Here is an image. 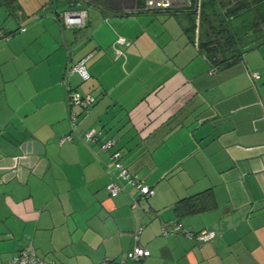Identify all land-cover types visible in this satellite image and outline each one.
Segmentation results:
<instances>
[{"label": "crops", "instance_id": "crops-1", "mask_svg": "<svg viewBox=\"0 0 264 264\" xmlns=\"http://www.w3.org/2000/svg\"><path fill=\"white\" fill-rule=\"evenodd\" d=\"M70 2L0 0V259L117 264L140 227L139 264H264V42L214 69L166 9L91 0L72 28ZM82 58L90 77L66 75ZM71 90L95 98L74 125ZM89 128L97 142L77 135ZM107 138L153 194L109 193ZM175 220L217 234H164Z\"/></svg>", "mask_w": 264, "mask_h": 264}, {"label": "built area", "instance_id": "built-area-1", "mask_svg": "<svg viewBox=\"0 0 264 264\" xmlns=\"http://www.w3.org/2000/svg\"><path fill=\"white\" fill-rule=\"evenodd\" d=\"M91 0H71L70 7L61 10L60 15L62 23L65 27L80 28L84 26L87 18L86 4ZM177 2V0H175ZM185 4H189L190 0H184ZM174 0H145V7L152 9H166L175 6ZM21 30L25 27H20ZM11 34L0 28V40L6 39ZM85 59L82 58L76 63L68 62L65 66V74H71L78 72L83 80H87L90 74L85 65ZM254 77H259V72H253ZM95 98L89 93H81L77 90H71L68 94L67 110L68 118L72 125L76 122L77 114L73 110V105H81L84 109L89 107ZM75 131H69L60 136L59 141L70 140L74 138ZM77 135L87 144H91L98 141V134L94 128L81 130ZM99 149L103 151H109V166L112 172V179L107 183V189L110 194L115 195L119 191L125 189L126 184L134 186L138 192L143 196H149L154 193V189L149 184L138 176L137 173L129 170V168L123 162L124 151L117 146L116 141L113 138H107L99 143ZM137 204V199L133 198L132 205ZM140 227H138L133 234L134 244L123 255L116 259L117 264H139L142 258L150 254L149 248L143 246L137 242L138 233ZM183 233L188 237L193 238L198 242H204L213 239L217 232L213 228H204L198 232H190L183 227V224L179 220L171 222L170 227L163 226V233ZM107 260L101 264H105ZM0 264H58L55 261H46L39 258L32 248H21L14 252L7 259H0Z\"/></svg>", "mask_w": 264, "mask_h": 264}, {"label": "trees", "instance_id": "trees-1", "mask_svg": "<svg viewBox=\"0 0 264 264\" xmlns=\"http://www.w3.org/2000/svg\"><path fill=\"white\" fill-rule=\"evenodd\" d=\"M214 69L225 67L264 42V0H190L166 8Z\"/></svg>", "mask_w": 264, "mask_h": 264}, {"label": "rangeland", "instance_id": "rangeland-1", "mask_svg": "<svg viewBox=\"0 0 264 264\" xmlns=\"http://www.w3.org/2000/svg\"><path fill=\"white\" fill-rule=\"evenodd\" d=\"M174 3H176L175 5H179V6H182V5H184L185 4V2H184V0H177V2H175V0H174Z\"/></svg>", "mask_w": 264, "mask_h": 264}]
</instances>
